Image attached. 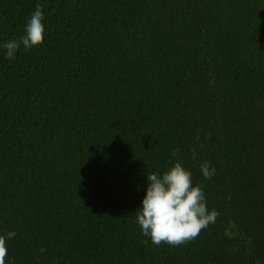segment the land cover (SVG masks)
Listing matches in <instances>:
<instances>
[{
    "label": "trees",
    "instance_id": "trees-1",
    "mask_svg": "<svg viewBox=\"0 0 264 264\" xmlns=\"http://www.w3.org/2000/svg\"><path fill=\"white\" fill-rule=\"evenodd\" d=\"M36 4L0 49L4 264H264V0H0V44ZM176 159L218 215L157 246L135 211Z\"/></svg>",
    "mask_w": 264,
    "mask_h": 264
},
{
    "label": "clouds",
    "instance_id": "clouds-1",
    "mask_svg": "<svg viewBox=\"0 0 264 264\" xmlns=\"http://www.w3.org/2000/svg\"><path fill=\"white\" fill-rule=\"evenodd\" d=\"M43 15L41 5L36 4L26 19L23 35L0 44L6 59L15 60L21 48L28 51L42 39ZM196 155L193 151V159ZM171 156L178 157L179 151L173 150ZM200 171L204 179H211L216 169L204 161ZM135 214L141 234L157 246H178L195 238L218 215L207 207L202 186L193 183L191 170L179 159L163 172L147 173L144 195ZM6 251L5 240L0 238V264H4Z\"/></svg>",
    "mask_w": 264,
    "mask_h": 264
}]
</instances>
